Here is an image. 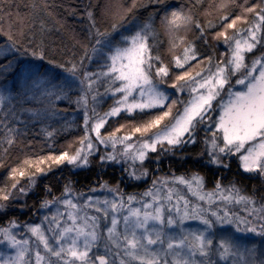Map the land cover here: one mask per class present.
Wrapping results in <instances>:
<instances>
[{"label":"snow or ice","instance_id":"snow-or-ice-1","mask_svg":"<svg viewBox=\"0 0 264 264\" xmlns=\"http://www.w3.org/2000/svg\"><path fill=\"white\" fill-rule=\"evenodd\" d=\"M6 7L0 0V12ZM170 7L161 9V23L169 34L183 26L198 35L192 40L173 37L171 49L180 45L182 49L167 64L156 52L150 24L111 22L102 30L91 10H86L83 54L78 61L48 60L63 74L40 69L15 55L5 57L0 64V109L7 110L17 97H30L37 105L52 97L69 99L83 110V135L75 147L28 157L12 167L9 182L0 187V212L6 215L13 203L25 207L22 201L36 184L37 174L48 170L43 165L84 169L92 164L91 157H98L102 167L119 166L129 179L141 180L149 175L145 164L155 163L158 172L163 156L198 142L204 146L199 155L207 156V165L227 169L235 157L243 172L264 178V0H229L219 5L220 30L211 37L224 47L218 55L200 51L199 42L207 46L209 40L191 11L171 7L169 12ZM2 35L6 38L3 51L46 59L43 48L25 34ZM93 64L96 70L89 71ZM73 86L79 89L75 101L68 95ZM106 98L112 104L100 114L96 105L106 103ZM21 111L41 124L52 147L57 129L43 122L57 113L44 107ZM111 119L125 123L107 131ZM15 140V135H9L6 143L11 146ZM181 185L194 201L182 194ZM100 188L112 193V198L92 195L95 187L77 192L69 181L59 197L52 195L32 209L33 213L48 209L51 215L39 222L12 219L0 227V244L5 246L0 264H264V250L256 259V243L241 248L235 233L217 238L212 231L218 223L232 225L235 232L261 237L264 249V194L258 200L256 193L243 192L235 182L225 185L219 178L208 189L198 173L153 176L142 193L125 195L119 182L114 186L101 182ZM46 192L51 194L47 186ZM241 204L247 215L229 208ZM50 206H57V211L53 213ZM189 220L203 227L185 228Z\"/></svg>","mask_w":264,"mask_h":264},{"label":"trees","instance_id":"trees-1","mask_svg":"<svg viewBox=\"0 0 264 264\" xmlns=\"http://www.w3.org/2000/svg\"><path fill=\"white\" fill-rule=\"evenodd\" d=\"M222 2L227 3L229 0H163V4L158 3L157 0H4V4L8 7L5 11L0 12V64L5 63L6 56L9 59L13 55L18 59L22 58L18 53L9 54L3 51L6 38L2 33L11 31L18 37L21 33L25 34L33 44L43 48L46 59L39 60L27 56L28 61H31L35 67L45 70L53 69L61 73L55 65L49 64L48 60H55L57 63H65L73 59L78 61L83 54L81 44L86 34V10L92 11L98 26L102 30L108 27L111 22L132 21L138 25L150 24L155 32L156 52L162 56L167 64L171 57L180 54L182 49V45L176 49H171L173 37L183 36L186 40H192L198 33L191 28L185 30L181 26L178 31L169 34L165 25L161 23V17L163 16L161 9L164 5L178 9L183 8L185 12L191 11L200 24L205 27V33L209 40L207 46L202 41L199 42L200 51L202 53L215 51L218 55L224 51V47L222 44L218 46L211 37L214 31L220 30L219 16L222 14V10L219 5ZM133 3H135V7H132ZM130 7H132V11L128 12ZM171 7L168 9L169 12ZM209 24L215 27L210 29L208 28ZM127 26L125 24V27ZM176 42L179 44L178 40ZM0 80H2V77H0ZM73 98L70 97V99ZM33 102L30 97H17L8 106L7 110L0 109V187L9 182L8 171L12 167H16L20 161L28 157L47 155L50 152L58 154L70 145L74 147V142H78L79 137L83 135L82 113H80V109L77 110L75 103L69 101L64 103H60L61 101L53 102V99H51L50 102L46 101L47 107L45 108L48 109L50 104L57 105L54 112L59 113V115L56 114L50 120L46 119L43 122L45 125L51 124L53 128L57 129L52 147H49L47 139L42 134L41 124L36 122L28 112L21 111L22 107L35 108L37 103L33 104ZM48 111L52 112L53 110L48 109ZM71 115L73 117H70ZM121 123H125V121L123 119H111L106 127L107 131H113ZM7 128H13L16 131L9 134ZM9 135L16 136L15 143L11 146L6 143ZM69 142L70 145H68ZM203 147L200 142L194 146H186L182 151L183 153L181 152V154L186 155V159L181 158L180 162L176 159V154L163 156V162L157 172L159 173L158 176H165L166 172L172 175L177 173L180 168L184 169L182 172L185 173L187 171L199 172L205 178L207 188H212L217 178L225 185L239 179L240 181H237V183L242 182L245 191L248 194L253 191L259 199L260 194L264 192V178L254 173L249 174V176L246 173L244 175L243 170L238 167L239 161H236V158H232L227 169L207 165L203 156L199 155ZM6 148L7 151H5ZM184 151H187L188 154H185ZM95 160V164L91 167L80 169V171L74 170L68 165H62L63 167L54 172L57 177L51 175V168L48 169V176L44 180L50 183L49 186L44 184V181L40 182L41 177L38 175L37 187L35 185V190H38V192L35 195H28L22 201L26 208L23 215L33 212L32 209L40 205L41 198L48 195L46 186L51 191H57L59 195L64 185L69 181H71L73 187L77 184L82 186L92 184L93 180L104 182L107 179L110 183L117 184L116 177L118 175L116 171L118 168L101 167L98 158ZM147 166L150 170L149 174L155 172L154 170L157 167L155 163H148ZM100 167L102 169H99ZM153 176L151 174L145 180L129 182V188L139 192L145 188V182H150ZM19 207L20 203H13L9 208L11 209L9 213L18 217L21 213ZM0 215L1 218L7 216L3 212H0Z\"/></svg>","mask_w":264,"mask_h":264},{"label":"rangeland","instance_id":"rangeland-1","mask_svg":"<svg viewBox=\"0 0 264 264\" xmlns=\"http://www.w3.org/2000/svg\"><path fill=\"white\" fill-rule=\"evenodd\" d=\"M28 57H22V58H19V60H27L28 61ZM96 65L95 64H93L90 68H89V71H94V70H96ZM57 69H59V68H57ZM55 71V70H54ZM59 71H61V73H62V70L61 69H59ZM56 72V71H55ZM63 74V73H62ZM66 75V74H65ZM56 81H53V83H55ZM9 83H11V82H9ZM66 91H67V89H66ZM99 92L101 93V94H103L104 93V87L103 86H101L100 88H99ZM68 95H69V97H74L73 99H71L72 101H75V99H76V97H77V95H79V89L76 87V86H73V89L68 93ZM182 98H184V97H182ZM51 99H53V102H56V101H61L60 103H64V102H66V101H69V99H55V97H52ZM50 99V100H51ZM106 100H107V102L106 103H102V104H99V105H96V111L98 112V113H100V114H103V112H105L108 108H109V106L112 104V100H110V99H107L106 98ZM36 102L34 101L33 102V104H35ZM63 105V104H62ZM36 107H47V104H46V101H44L43 102V104H41V105H37ZM35 107V108H36ZM59 107V106H58ZM91 107H93V105L91 104V101L89 102V108H91ZM57 108V105L55 106V105H53V104H50L49 106H48V109H51V110H53V111H55V109ZM78 109H80V108H77V110ZM52 111V112H53ZM83 112V110L82 109H80V113H82ZM57 113V112H56ZM57 115H59V113H57ZM70 117H73V115H71ZM108 125H106V127H107ZM68 145H70V142L68 143ZM74 147L77 145V142L75 141L74 142ZM109 151L111 150L110 148L108 149ZM183 153V152H182ZM184 153L186 154H188V152L187 151H184ZM169 156H171V155H169ZM185 156L186 155H183V154H181V152H177L176 153V159H178V161L180 162L181 161V158H183V160H185L186 158H185ZM96 158H98V157H91L90 159H92V164L91 165H93V164H95V159ZM203 158L205 159V160H207V156L205 155V156H203ZM168 159V158H167ZM233 159H235V157H233ZM232 160V159H231ZM230 160V161H231ZM236 161H238V159L236 158L235 159ZM230 161L228 162V163H230ZM63 165H65L66 166V164H63ZM91 165L89 166V167H91ZM185 165V164H184ZM44 167H46L47 169H50L51 168V170H52V176H56L55 174H54V172H56L55 170H59L60 169V167H63L62 165H56V164H54V163H51V164H46V165H43ZM69 166V165H68ZM69 167H71V166H69ZM102 167V166H101ZM99 168V169H102V168ZM145 167H147L148 168V166H147V164H145ZM238 167H239V165H238ZM88 168V167H87ZM117 168H118V170L116 171V174L118 175V177H116L117 178V180H118V182H119V187H120V189L122 190V192L125 194V195H127V194H130V193H142L145 189H147V188H149L150 186H151V181L150 182H145V188H143V189H141L139 192H138V190H133V189H131V188H129V182H134V181H139V180H133V179H129L128 178V176H127V174L126 173H123L122 172V169L119 167V166H117ZM74 170H77V171H80V169H74ZM182 170H184V169H182V168H180V170H178L177 171V173H174L176 176H180V175H186V176H191L192 174H194V173H197V172H190V171H187V173H185V172H182ZM76 171V172H77ZM48 170L46 171V173H44V174H37V180H38V175L41 177L40 179V182H43L44 181V184H47V186H49V182L47 181H45L46 180V177L48 176ZM151 174H152V176L153 175H155V176H158V174L159 173H157V171H155V172H150ZM242 173L245 175V172H243L242 171ZM151 174H149L148 175V177H144V178H142L141 180H145V179H147V178H149L150 176H151ZM198 174H200V175H202L201 173H199L198 172ZM249 174H252V173H246V175L247 176H249ZM242 175V174H241ZM243 175V176H244ZM165 176H170L169 175V172H166L165 173ZM203 176V175H202ZM57 177V176H56ZM248 178H250V177H248ZM45 179V180H44ZM126 180V182L124 183V181ZM140 180V181H141ZM235 183L243 190V192H245V193H247V191H245V188L243 187V185H242V182H240V183H237V181L239 182L240 180L239 179H235ZM243 181V180H242ZM104 182H107L109 185H112V186H114V185H116V183L114 184H112V183H110V181L107 179V180H105ZM100 183H101V181L99 180V181H92V184H89V185H86V186H82V185H79V184H77L75 187H73L77 192H81V191H83V192H89V190L90 189H92L93 187H95V192H93V193H91L92 195H94V196H99V197H101V198H104L105 196H108V198L109 199H111L112 198V196H113V194L112 193H108V192H106L104 189H101L100 188ZM232 183V182H231ZM39 184V183H38ZM41 184V183H40ZM124 184V185H123ZM36 185V184H35ZM35 185L32 187V189L30 190V192L26 195V197L28 196V195H32V194H36L37 192H38V190H35L36 189V187H37V185H36V187H35ZM205 187L207 188V184H206V182H205ZM64 188V187H63ZM125 189H126V191H125ZM208 189H211L210 187L208 188ZM180 190H181V192H182V194H185V195H187V196H189V198L190 199H193V201H194V199L195 198H193V197H191V194L190 193H188L187 192V189L183 186V185H181L180 186ZM63 191V190H62ZM62 192H60V194H61ZM252 193H254L253 191H252ZM252 193H250V194H252ZM60 194L58 195V192L57 191H51V194L49 195H47L46 197H43V198H41V200H43V199H51V197H52V195H55V196H57V197H59L60 196ZM263 194H264V192H263ZM259 200V199H258ZM28 202V201H27ZM262 202H264V201H262ZM39 207V206H38ZM37 207V208H38ZM51 207V211L54 213V212H56L57 211V206H50ZM20 209H19V211H21V213H19V216H22L23 215V213H25V211H26V208L24 207L23 209H21V207H19ZM229 208L231 209V211L233 212V213H235V214H238V215H241V216H244V215H247V213L245 212V210H244V206L241 204V205H235V206H233V205H229ZM10 211H11V209H9ZM9 210L7 211V216H6V218H1L0 217V227H2V226H5V225H7L8 224V222L10 221V220H12V219H16L17 221H19L20 223H25V222H30V221H34V222H39L40 221V218L42 217V216H44V215H51V213H49L48 212V209H42V210H40L34 217H31V218H29V220L28 221H20V218L21 217H17V216H14V215H12V214H10L9 213ZM61 211L63 210L62 208L60 209ZM1 216V215H0ZM23 216H25V215H23ZM185 228H188V229H196V228H201V227H203L201 224H200V222L199 221H192V220H189V221H185ZM175 231H178V229H174ZM23 231V229H17V232H22ZM212 231L215 233V236H217V238L220 236V235H222V234H224L225 232H233V233H235V236L236 237H238V242H239V244H240V246H241V248H244V247H250L251 246V244L252 243H256L257 244V255H256V259L258 260V259H260L261 257H260V252H261V250H264V249H262L261 248V237H259V236H255V234H253V233H239V232H235V229H234V227L232 226V225H229V224H216V226H215V228L214 229H212ZM18 238H19V236H18ZM0 239H2V236H0ZM4 245L3 244H0V252H2V251H4ZM170 259V258H169ZM237 259H239V258H237ZM221 264H223V262H221Z\"/></svg>","mask_w":264,"mask_h":264},{"label":"flooded vegetation","instance_id":"flooded-vegetation-1","mask_svg":"<svg viewBox=\"0 0 264 264\" xmlns=\"http://www.w3.org/2000/svg\"><path fill=\"white\" fill-rule=\"evenodd\" d=\"M37 213H33V212H30L29 214H26L25 216H18V217H21L20 218V221H28L29 220V218H31V217H34L35 215H36Z\"/></svg>","mask_w":264,"mask_h":264}]
</instances>
